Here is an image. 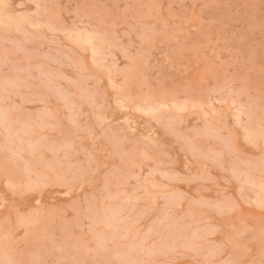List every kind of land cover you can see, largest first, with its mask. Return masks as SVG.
<instances>
[{"label": "rangeland", "instance_id": "obj_1", "mask_svg": "<svg viewBox=\"0 0 264 264\" xmlns=\"http://www.w3.org/2000/svg\"><path fill=\"white\" fill-rule=\"evenodd\" d=\"M0 264H264V0H0Z\"/></svg>", "mask_w": 264, "mask_h": 264}, {"label": "bare ground", "instance_id": "obj_2", "mask_svg": "<svg viewBox=\"0 0 264 264\" xmlns=\"http://www.w3.org/2000/svg\"><path fill=\"white\" fill-rule=\"evenodd\" d=\"M87 41V40H86Z\"/></svg>", "mask_w": 264, "mask_h": 264}]
</instances>
